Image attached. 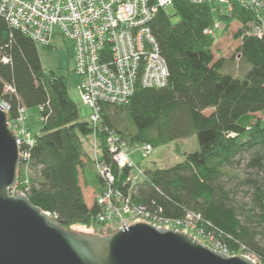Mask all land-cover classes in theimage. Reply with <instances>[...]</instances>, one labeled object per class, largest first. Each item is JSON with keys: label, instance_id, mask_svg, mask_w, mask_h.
<instances>
[{"label": "trees", "instance_id": "1", "mask_svg": "<svg viewBox=\"0 0 264 264\" xmlns=\"http://www.w3.org/2000/svg\"><path fill=\"white\" fill-rule=\"evenodd\" d=\"M170 8L177 22L167 8L160 9L151 24L168 68V85H138L128 104L103 105L97 126L81 120L68 79L43 67L40 45L0 16V102L11 107L10 121L18 119L22 108H38L43 120L35 144L24 148L36 177H28L23 165L18 192L67 230L92 228L100 225L97 200L105 188L95 168L96 150L112 168L119 188L130 173L114 161L108 146L112 134L129 149L151 145L152 151L197 136L199 149L183 153L180 163L144 169L145 180L133 194L134 202L172 220L196 214L198 236L205 244L264 264V188L253 181L255 205L247 207L235 202L225 183L245 154L253 156L250 168H264V35L252 34L255 13L241 5L230 14L215 4L188 0H173ZM216 21L223 24V33L233 22L242 26L235 34L240 44L232 59L240 56L249 66L243 77L222 73L226 59L215 60L220 29L215 36L206 30ZM91 142L93 154L86 149ZM84 187L95 191L91 205ZM122 189L128 193L127 186Z\"/></svg>", "mask_w": 264, "mask_h": 264}, {"label": "built area", "instance_id": "2", "mask_svg": "<svg viewBox=\"0 0 264 264\" xmlns=\"http://www.w3.org/2000/svg\"><path fill=\"white\" fill-rule=\"evenodd\" d=\"M188 1L215 4L228 14L236 5L250 9L257 19V23L251 25L252 34L264 35V0ZM169 7H173V0H0V16L12 29L19 30L40 46H51L56 28L58 35L72 42L74 72L80 78V96L83 104L92 110L90 120L97 126L102 120L103 105L128 104L138 85L145 88H164L168 85V68L151 24L160 9ZM221 28V23L216 21L206 33L215 36ZM0 104L16 136L20 168L25 165L28 173L29 154L24 148L33 146L35 139L26 127L27 112L22 108L18 119L10 121L11 107L6 102ZM108 142L118 167L128 168L130 173L120 189L112 168L99 159L96 146L95 168L105 181L104 192L97 200L100 206L97 222L114 223L117 229H123L144 220L151 221V225L157 228L194 231L197 228L195 221L200 218L196 214H188L184 220H172L134 202L133 194L144 182L145 175L132 161L130 149L124 141L112 134ZM137 150L150 154L152 146L144 145ZM126 186L128 193L122 189ZM17 193V186L11 189L12 195ZM209 248L228 253L220 246ZM244 256L252 257L257 264L255 257Z\"/></svg>", "mask_w": 264, "mask_h": 264}, {"label": "water", "instance_id": "3", "mask_svg": "<svg viewBox=\"0 0 264 264\" xmlns=\"http://www.w3.org/2000/svg\"><path fill=\"white\" fill-rule=\"evenodd\" d=\"M20 166L16 136L0 104V264H255L151 221L109 235L67 230L26 194H11Z\"/></svg>", "mask_w": 264, "mask_h": 264}, {"label": "rangeland", "instance_id": "4", "mask_svg": "<svg viewBox=\"0 0 264 264\" xmlns=\"http://www.w3.org/2000/svg\"><path fill=\"white\" fill-rule=\"evenodd\" d=\"M167 11L170 15H172V20L174 22H177L179 20L178 17L174 16V10L172 8L169 7ZM221 25L222 28L217 32L216 43L214 45L215 60H218L220 58L226 59V64L221 70L222 73L230 74L236 77H243L247 72L249 66H246L242 63L240 56L236 57L234 60L232 59L237 47L240 44V40L235 38V34L239 29L242 28V26L238 22H233L230 28L223 33L222 30L224 26L222 23ZM55 33L56 35L52 39L50 49L38 46L42 65L45 69L52 70L68 79L69 92L72 99L78 104L81 120L89 121L92 110L83 104L80 96V78L74 72L73 44L70 40L65 39L57 34L58 28L55 29ZM42 125L43 120L40 110L38 108L29 109L27 111L26 127L30 130L34 138L35 135L41 132ZM93 146L94 144L93 142H91L86 148L87 151L91 154H93L94 152ZM198 149L199 142L197 136H192L190 138L173 141L166 146L157 147L150 154L143 152V150L141 152L142 155L134 152L138 151L137 147L131 148L130 151L133 152V159H135L137 163H140L143 167L142 169H140L145 175L144 169L153 170L157 168H170L183 160V153H192L197 151ZM252 160L253 156L250 153L245 154L241 158L239 165L235 169H231V175L225 178L227 187L233 191L235 202L238 205L245 204L247 207H252L255 205V182L253 181L258 182V184H261L264 188V168L263 170H261L260 168H250L249 166ZM27 174L28 177H36V175H32L30 171ZM84 192L87 203L91 205L95 196L94 189L92 187H84ZM140 222L145 221L142 220ZM195 227H197V225ZM72 231L87 234L97 233L102 235H109L117 231V225H115L114 223H109L106 225L100 224L92 228H87L85 226H75L72 228ZM198 235L199 232L197 228H195L194 231H191V236L199 239L204 243V240H202Z\"/></svg>", "mask_w": 264, "mask_h": 264}, {"label": "crops", "instance_id": "5", "mask_svg": "<svg viewBox=\"0 0 264 264\" xmlns=\"http://www.w3.org/2000/svg\"><path fill=\"white\" fill-rule=\"evenodd\" d=\"M134 152H137L138 154H141V155H142L141 152H138V151H134ZM132 153H133V152L130 151V155H131L132 160H133L136 164H139V163H137V161H136L135 159H133V157H132Z\"/></svg>", "mask_w": 264, "mask_h": 264}]
</instances>
